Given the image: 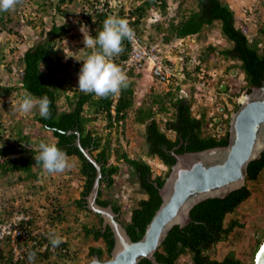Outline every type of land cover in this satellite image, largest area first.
Instances as JSON below:
<instances>
[{"label": "rangeland", "instance_id": "374dc122", "mask_svg": "<svg viewBox=\"0 0 264 264\" xmlns=\"http://www.w3.org/2000/svg\"><path fill=\"white\" fill-rule=\"evenodd\" d=\"M94 1L102 8L106 0ZM110 1L114 11L112 16H116L121 14V10L127 13L126 15L130 14L131 10L144 0ZM224 1L229 3L235 12L236 26L242 28L250 40L258 38L259 27L264 26V0ZM58 4L60 9H57ZM196 7L195 0H184L181 5L178 1L168 0L166 12L161 11L159 6L148 10L144 24L138 28L139 32L141 30L139 34L145 42L160 44L171 75L168 80L162 82L148 67L140 71L132 70L134 76H140L132 77L135 80L134 108L125 124L109 128L103 115L92 123L98 134L112 139L114 148L127 152L132 158H142L148 162L154 175L164 176L168 166L159 158L148 155L144 138L145 125L134 120V111L139 106L147 104L157 94L173 90L192 101L194 115L199 117L206 114L208 133L221 136L226 130V119L235 110L236 104H239L241 96L248 92L238 60L223 56L209 58L207 61L201 59L203 51L209 45L218 49L232 46V42L222 33L219 21L199 34L165 41L164 31L170 21L180 20ZM89 16L86 0H66L64 3H60V0H22L14 11L6 12L4 19L0 20V84L17 86L10 94L0 96V147L5 144H17L20 139L19 132L27 134L30 143L26 145L36 149L41 141H57L52 131L37 121L38 108L29 113L19 110L18 102L25 94L20 85L22 57L29 47L46 37V31L53 23H68L69 32L55 41L59 61L50 67L44 66L43 70L56 73V80L61 81L65 88L64 94H74L79 90V72L83 64V61L77 60L76 57L82 58L85 53L91 51L84 48V34L81 31L82 25L87 26L86 32L92 30L91 22H88ZM95 19L92 18L93 23ZM65 52L74 56L66 58ZM113 62L128 75L130 70L127 71L115 56ZM12 103L17 104L15 109L12 108ZM58 104L67 108L65 95L60 98ZM170 115L171 112L156 114L162 128ZM167 134L170 137L175 136L171 131ZM116 156L117 153L114 152L111 162L118 164L120 170L115 175L114 185L104 188L103 198L118 203L122 208L119 219L128 222L132 209L147 195L141 192L129 165L123 160H117ZM68 160L70 167L64 172H42L37 180L25 179V173L16 171L0 172V218L6 220L16 214L30 216L23 226L31 236L37 237L38 245H34L36 251L44 252L42 246L45 243L51 245L49 234L52 233L60 236L67 244L65 255L54 253L61 245L52 247L50 251L53 253L49 256L35 252L33 261H29V254L25 252V264H88L92 259L91 247L106 249L102 239L95 240L91 234H85L84 226H100L99 217L76 206L75 202L81 197L84 188L85 177L80 172L79 158L68 156ZM34 170H37V166H34ZM246 184L251 190V196L225 219L226 226L232 221H237L239 225L227 239L212 247L209 254L213 258L223 259L229 252H234L246 264H254V256L264 240V170L257 180H249ZM39 240L42 243H39ZM11 252L13 253L12 248L6 239H0V264H12L9 259ZM13 258L14 262V254ZM107 258L109 255L105 251L103 259ZM177 264H191V255L181 256Z\"/></svg>", "mask_w": 264, "mask_h": 264}, {"label": "trees", "instance_id": "16d2710c", "mask_svg": "<svg viewBox=\"0 0 264 264\" xmlns=\"http://www.w3.org/2000/svg\"><path fill=\"white\" fill-rule=\"evenodd\" d=\"M65 1L60 0V3ZM175 1L181 5L184 0ZM195 2L197 6L195 9L190 10L178 21H170L164 31L165 41L170 42L175 38L182 39L199 34L205 28L212 27L216 21H219L222 33L232 42V46L218 49L216 46L209 45L203 51L201 59L207 61L209 58L214 59L218 56L236 59L244 73L248 92H251L254 87L264 85V40H262L264 26L259 27L258 38L250 40L246 32L236 26L235 12L229 3L224 0H195ZM86 3L90 12L88 22H91L92 25L90 35L95 37L102 29L103 21L108 16H112L114 11L110 0H106L102 8L98 7L94 0H86ZM158 6L161 11L166 12L168 0H144L131 10L130 14L126 15L127 13L121 10V14L116 16L129 19V26L138 31V28L144 24L148 10ZM57 9H60V4ZM5 13L0 12L1 21L4 19ZM93 17L96 18L94 23L92 22ZM68 32V23L62 25L53 23L51 28L46 31V37L37 41L24 52L20 85L25 93L31 94L33 98H41L45 95L49 97L51 101L50 116L43 118L37 112L36 119L44 128L52 131L57 138L55 143L67 156H77L80 160V172L85 177V183L81 197L75 202L79 209L91 212L86 206L85 196L92 189L96 168L75 145L76 134H67L65 131H80L83 146L90 148L102 164L103 178L97 200L102 205L112 204L115 211L119 213V217L122 213L121 206L112 200L103 198L104 188L114 185L115 175L120 170L118 164L111 162L112 154L117 153V160H123L129 165L131 174L140 185L141 192L147 195L146 198L140 199L138 205L132 209L130 220L123 222L132 239L139 240L160 207L162 198L159 189L163 186L171 167L176 162L174 153L180 154L227 145L230 135V117L226 119L225 132L221 136H216L215 133L207 132L206 114L199 117L194 115L192 101L173 90H169L165 94H157L150 102L139 106L134 111V120L145 125L144 138L148 155L159 158L168 166V171L164 176L154 175L148 162L142 158H132L127 152L114 148L112 139L98 134L92 125L100 115L106 118L109 128L125 124L134 108L135 80L132 77H139L140 74L134 76V72L130 70L127 75L128 86L126 88H122L119 94L99 98L94 93L86 94L80 90L75 91L72 95L64 94L65 88L61 81L56 80V73L43 70L44 66L50 67L59 61L57 50H55V41ZM140 32L138 31V33ZM122 49V52L115 56L119 63L129 57L131 50L129 39L123 40ZM16 89L15 85L0 84V96L10 94ZM64 95L67 108H62L58 104ZM238 106L239 104H236L235 110ZM158 112H171L164 122V128L156 118ZM168 131L174 132L175 136H168ZM19 137L17 144H5L0 147V157L2 158L0 172L16 171L25 173V179L37 180L40 173L46 171L42 164L34 158L38 154L36 148L26 145L30 143L27 134L19 132ZM34 166H37V170H34ZM263 170L264 153L261 158L250 162L247 181L257 180ZM250 196L251 190L246 184L244 187L230 192L224 198H208L196 204L191 210L192 221L184 227L174 226L157 250V264H177L180 257L185 254L191 255V264H246L234 252H229L223 259L213 258L209 252L218 242L227 239L234 228L239 225L237 221H232L226 226L225 219ZM97 215L100 226L89 227L86 225L84 230L86 235L91 234L95 240L102 239L105 242L106 249L102 247L90 248L92 257L98 253L103 259L105 251L110 256L115 239L110 227L103 228L102 219L99 214ZM0 222H4V219L0 218ZM27 222L23 221L20 226L24 227L23 224ZM31 237L37 241V237ZM6 241L9 243V238H6ZM39 243L42 241L39 240ZM60 245L61 248H57L54 253L59 252V254L65 255L67 244L62 242ZM30 252L42 253L43 256L53 253L49 248L44 252L36 251L35 246L29 247L26 254ZM13 254L9 258L12 264H25L26 254L23 259L14 262ZM138 264H153V262L148 258H143Z\"/></svg>", "mask_w": 264, "mask_h": 264}, {"label": "water", "instance_id": "95a60500", "mask_svg": "<svg viewBox=\"0 0 264 264\" xmlns=\"http://www.w3.org/2000/svg\"><path fill=\"white\" fill-rule=\"evenodd\" d=\"M65 133L76 134L75 145L96 168L92 189L85 196L86 206L100 215L103 228L109 226L115 239L109 258L101 259L95 253L88 264H138L143 258L157 264V250L174 226L184 227L192 221L191 210L196 204L208 198H224L246 185L250 162L264 153V85L243 94L238 108L231 112L227 145L174 153L176 162L159 189L160 207L139 240L132 239L112 204L98 202L102 164L90 148L83 146L80 131ZM258 254L254 264H264V252L260 259Z\"/></svg>", "mask_w": 264, "mask_h": 264}, {"label": "clouds", "instance_id": "9594fccd", "mask_svg": "<svg viewBox=\"0 0 264 264\" xmlns=\"http://www.w3.org/2000/svg\"><path fill=\"white\" fill-rule=\"evenodd\" d=\"M22 0H0V12L14 11ZM87 26L82 25L81 31L84 34V48L90 49L82 58L83 61L79 72L78 88L86 94L94 93L96 97L103 98L109 95L119 94L122 88L128 86L126 73L113 62V57L122 52V42L124 39L133 38V29L126 19L117 16H108L103 21L102 29L93 37ZM66 58L74 55H68ZM51 101L48 96L33 98L29 93H25L18 102L19 110L22 113H29L34 108H38L39 115L43 118L50 116ZM17 104L12 103L15 109ZM35 160L42 164L43 169L48 174L62 173L70 167L67 154L62 151L55 142L41 141L36 149ZM49 241L55 248L62 242V238L54 233L49 234ZM29 261L35 259V253H29Z\"/></svg>", "mask_w": 264, "mask_h": 264}, {"label": "built area", "instance_id": "2783aa9c", "mask_svg": "<svg viewBox=\"0 0 264 264\" xmlns=\"http://www.w3.org/2000/svg\"><path fill=\"white\" fill-rule=\"evenodd\" d=\"M131 28L134 33L133 38L129 40L131 50L128 59L122 61L126 70L140 71L148 67L160 81L168 80L171 74L160 44L145 42L137 29L134 27ZM29 217L24 214H16L14 217L0 222V239L5 240L9 238V244L14 253L15 261L23 259L25 256L24 253L27 252L29 247L38 245L37 241L33 240L31 235L24 230V227L20 226L23 221L27 222ZM52 247V245L45 243L42 249L47 250L48 248L52 249Z\"/></svg>", "mask_w": 264, "mask_h": 264}, {"label": "bare ground", "instance_id": "6f19581e", "mask_svg": "<svg viewBox=\"0 0 264 264\" xmlns=\"http://www.w3.org/2000/svg\"><path fill=\"white\" fill-rule=\"evenodd\" d=\"M263 243H264V240L262 241L261 245H263ZM261 245H260V247H261ZM260 247H259V249H260ZM259 249H258V250H259ZM258 250H257V251H258ZM263 252H264V245H263V247H262L260 253L258 254V259H260V257L262 256Z\"/></svg>", "mask_w": 264, "mask_h": 264}, {"label": "flooded vegetation", "instance_id": "af4514ba", "mask_svg": "<svg viewBox=\"0 0 264 264\" xmlns=\"http://www.w3.org/2000/svg\"><path fill=\"white\" fill-rule=\"evenodd\" d=\"M261 245V244H260ZM258 252V251H257ZM256 255V254H255ZM254 258H255V256H254Z\"/></svg>", "mask_w": 264, "mask_h": 264}]
</instances>
